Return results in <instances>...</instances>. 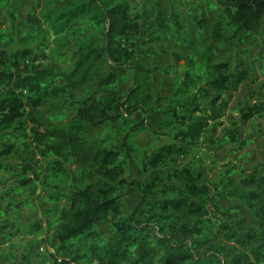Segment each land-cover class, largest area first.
Wrapping results in <instances>:
<instances>
[{
    "label": "rangeland",
    "instance_id": "374dc122",
    "mask_svg": "<svg viewBox=\"0 0 264 264\" xmlns=\"http://www.w3.org/2000/svg\"><path fill=\"white\" fill-rule=\"evenodd\" d=\"M143 1L132 2L134 11L143 15L139 18V32L132 37L133 59L116 63L103 57L97 64V71L92 72L86 83L75 85L60 81L57 86L64 90L58 95L47 96L41 107L34 108L45 125H66L69 116L55 120V115L63 111L70 113V104L75 99L99 96L104 89L127 96L135 85L133 65L143 62L149 66L153 71L147 84L137 97L128 99L123 106V113L130 119L126 126L94 128L86 125L89 139L121 149L122 176L112 180L104 174L92 173L95 165L91 163L64 162V171L57 170L53 163L55 158L41 156L40 146L31 138L13 141L12 133H17V129L0 131V149L3 144L14 142L13 153L0 158V163L7 165V168L0 170V264H59L62 259L67 264H94L93 260H74L91 243V238L69 242L64 248L56 237L66 220L64 211L70 204L71 194L84 183H89L94 191L112 183L117 187L113 194L121 201L123 214L136 212V218L144 220L143 214L150 205L138 183L150 182L154 189H160L167 181L166 175L170 170L189 162L199 167L203 178L212 188L207 196L195 198L197 203L203 205V218L217 220L221 217L227 221L243 219L245 227L264 225L263 201L252 208L241 206L235 210L231 209L234 200L221 194L225 193L221 187L223 177L233 175L228 173L233 167L264 173V114L247 121L241 116L246 107L254 104L260 92L264 91V18L257 32L228 40H214L210 36V29L213 22L223 15L221 7L224 4L213 5L211 0H157L158 4H143ZM61 3L60 0H8L0 5V46L9 51L31 47L37 58L27 57L24 62L40 66L54 65L58 70L72 69L79 56L80 40L93 39L94 45L103 46L105 39L102 27L94 26L82 31L86 23L84 20L76 22L60 36L54 35L45 22L36 25L30 20L33 16L41 17L49 7H60ZM157 8L165 14L164 26L156 20ZM172 10L182 20L181 33L176 31L168 18ZM200 18L207 21L202 28L197 21ZM228 33L231 34V31ZM207 45H212L214 61H228L230 68H245L248 77L236 90L223 93L222 99L228 100L223 115L210 120L198 140L188 144L175 139V134L176 129L183 126V115L187 118L198 114L187 103L189 95L195 92L194 85L190 84L185 93L179 92L182 104L176 105L175 110L170 108L174 104L171 99L175 90L185 88L184 81H189L187 76L191 74V69L188 57L195 62L197 72L203 75L206 62L202 52ZM110 72L116 73V79L100 85L99 80ZM22 95L27 104L28 94ZM185 100L184 106L182 101ZM28 106H25L26 111L29 110ZM132 107H136V110L129 113ZM117 109L121 110L120 105ZM168 119H172V123L166 125ZM228 130L233 132L232 139H229ZM172 142L186 147L188 155L171 154L164 164L146 169L145 164L152 152L162 144ZM234 176L240 178L239 174ZM120 178H124L125 182L120 183ZM215 185L219 186V190L213 188ZM169 212L172 213L170 219L155 223L156 227L168 233L177 232L183 224L192 227L198 220L195 214L187 210ZM205 227L211 242L204 245L201 251L210 246L224 247L225 250L234 246L218 235L212 224ZM99 229L103 237L109 238V243L117 238L108 223ZM178 237L182 236L179 234Z\"/></svg>",
    "mask_w": 264,
    "mask_h": 264
},
{
    "label": "trees",
    "instance_id": "16d2710c",
    "mask_svg": "<svg viewBox=\"0 0 264 264\" xmlns=\"http://www.w3.org/2000/svg\"><path fill=\"white\" fill-rule=\"evenodd\" d=\"M7 1L0 0V5ZM60 1V7H49L41 17L33 16L30 20L36 25L45 22L56 36L67 33L76 22L84 20L86 23L82 31L94 26L102 27L105 44L97 46L93 39L80 40L79 56L70 70H58L54 65L40 66L24 62L27 57L37 58L31 47L9 51L0 46V131L17 129V133H12L13 141L31 138L40 146L41 156L55 158L53 163L57 170L64 171V162L91 163L95 165L92 173L104 174L116 180L115 178L123 174L119 159L121 149L89 139L86 125L94 128L126 126L130 119L123 113V106L128 99L137 97L147 84L153 71L149 66L143 62L133 65L135 85L127 96L123 97L112 89H104L99 96L88 95L75 99L70 104V113L63 111L55 115V120L69 116L66 125H45L34 108L41 107L47 96L58 95L64 90L57 86L60 81L75 85L86 83L92 72L97 71V64L103 57L116 63L133 59L132 37L139 32V18L143 15L134 11L132 2L136 0ZM211 1L213 5L224 4L221 7L223 15L211 26L212 39L228 40L258 31L264 18V0ZM150 3L158 4L157 0L143 1V4ZM155 14L156 20L164 26L165 14L158 8ZM168 18L176 31L181 33L183 24L179 14L172 10ZM197 21L201 28L207 24L204 18ZM202 55L206 62L203 75L197 72L195 62L188 57L191 77L187 76L189 81H184L185 88L176 89L171 99L174 104L170 108L175 110L182 100L178 96L179 92L185 93L190 84L194 85L195 92L189 95L187 103L198 114L187 118L183 115V126L177 128L175 134V139L188 144L198 140L210 120H216L223 115L228 105V100L222 99L223 93L236 90L248 77V70L245 68H230L228 61H214L212 45H207ZM115 79L116 73L110 72L99 80V84L106 85ZM23 93L28 94L27 104ZM124 98L127 99L123 100ZM182 102L184 104L186 100ZM26 105H29L28 111ZM119 105L121 110L117 109ZM135 108L132 107L129 113L134 112ZM175 114L176 111L173 116ZM263 114L264 91H261L258 100L247 106L241 116L247 121ZM171 123L172 119H168L166 125ZM228 131L229 139H232L233 132ZM13 151L14 142L3 144L0 158L8 157ZM171 154L188 155L183 145L165 143L152 152L145 168L151 169L164 164ZM5 168L7 165L0 163V170ZM228 173L233 175L223 177L221 187L225 193L221 194L234 200L231 209L238 210L241 206L252 208L259 201L264 203V173L257 170L247 172L242 167H233ZM236 174L240 175L239 179L235 178ZM166 178L167 181L160 189H154L150 182L138 183L150 205V211L143 214L144 220L136 218V212L123 214L121 201L113 194L117 187L112 183L97 191L92 190L89 183H84L71 194L70 204L64 211L66 220L56 235L61 246L67 248L69 242L91 238V243L74 260H93L94 264H264V225L245 227L243 219L227 221L221 217L217 220L203 218V205L197 203L195 198L207 196L212 188L196 164L189 162L176 167L167 173ZM119 182L123 183L125 179L120 178ZM213 188L219 190L218 185ZM179 210L195 214L198 220L192 227L180 225L175 233L156 227V222L167 221L172 217L169 211ZM106 223L117 236L112 243H109L108 237L102 236L99 229ZM209 223L218 235L234 246L226 250L224 247L210 246L201 251L204 245L211 242V238L207 236L209 231L205 227ZM179 234L181 238L178 237ZM59 264H67V261L62 259Z\"/></svg>",
    "mask_w": 264,
    "mask_h": 264
}]
</instances>
